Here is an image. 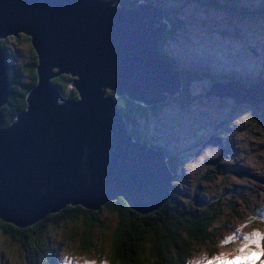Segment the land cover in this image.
<instances>
[{
	"label": "water",
	"instance_id": "obj_1",
	"mask_svg": "<svg viewBox=\"0 0 264 264\" xmlns=\"http://www.w3.org/2000/svg\"><path fill=\"white\" fill-rule=\"evenodd\" d=\"M163 19L161 6L145 1L126 7L111 0H0V37L29 34L39 57L28 107L0 127L3 218L26 225L66 202L98 207L119 195L145 212L167 199L175 172L165 153L129 134L106 93L151 104L181 91L179 70L162 55L169 27ZM61 72L74 76L78 99L49 82ZM9 93L0 46V104ZM257 95L238 91L233 98L260 108L264 94ZM224 150L212 133L196 154L216 163Z\"/></svg>",
	"mask_w": 264,
	"mask_h": 264
},
{
	"label": "rangeland",
	"instance_id": "obj_2",
	"mask_svg": "<svg viewBox=\"0 0 264 264\" xmlns=\"http://www.w3.org/2000/svg\"><path fill=\"white\" fill-rule=\"evenodd\" d=\"M146 2L161 6L169 17L163 19L169 27L179 20L173 35L163 43L164 58L176 69L185 64L202 71L188 83L193 97L184 104L166 97L158 114L141 122L138 135L150 142L154 139L166 151L179 155L183 165L172 181L187 197L199 195L198 206L221 199L220 212L211 223L217 248L212 243L207 244L209 250L199 246L188 264H264L260 245L264 231V125L249 118V103L233 98L236 90L252 97L264 94V84L251 89L244 83L264 77V0H215L216 5H206L203 0ZM159 24L156 21L154 26ZM13 50L10 53L17 62L20 51ZM227 73L232 77L228 82L223 77ZM212 133L221 136L230 148L226 157L222 156L220 173L202 182L206 168L196 152ZM233 169L251 174H236ZM103 219L88 247L81 244L80 223L56 232L52 239L59 246L53 250V260L57 264H118L109 255L111 233L118 219L106 211ZM21 257L14 251L8 260L0 258V264H27Z\"/></svg>",
	"mask_w": 264,
	"mask_h": 264
},
{
	"label": "trees",
	"instance_id": "obj_3",
	"mask_svg": "<svg viewBox=\"0 0 264 264\" xmlns=\"http://www.w3.org/2000/svg\"><path fill=\"white\" fill-rule=\"evenodd\" d=\"M111 1L115 5L126 7L134 6L139 2V0ZM203 1L206 5H216L215 0ZM164 15L165 19L169 18L167 13ZM178 21H172V26L163 31L160 40L162 49L163 43L179 26ZM0 46L5 54L10 90L8 96L0 104V127L3 128L16 118L21 110L28 107L29 91L37 85L39 78L37 69L39 57L32 44L31 36L24 32L1 36ZM11 49L20 51L17 62L11 56ZM178 70L181 75V91L167 97L184 104L193 97V95L190 97L191 93L187 89L190 79L201 74L202 71L194 70L185 64H181ZM205 76L210 77L208 74ZM223 77L226 80L232 78L228 73ZM73 79L74 76L69 72H61L52 76L49 82L58 87L63 96L78 99L80 95L72 83ZM210 79L212 81V78ZM228 81L230 80L226 82ZM261 81H264V77L250 78V80H244V83L245 86L253 88ZM106 93L113 95L115 106L123 115L129 134L140 143L163 151L168 167L176 174L183 165L179 155L166 151V147L156 144L154 139L150 142L145 137L138 136L141 122H148L155 117L162 109L164 101L145 104L126 94H117L113 89H107ZM249 118L253 121L260 120L264 125V102L260 104V108L250 107ZM223 143L227 145L226 142ZM229 148L226 146L224 155ZM224 157L216 163H207L202 158L206 168L202 173V182L214 179L220 173V165ZM233 172L251 174L250 171L242 169H233ZM168 191V198L160 206L145 212L135 209L125 196L119 195L106 200L98 207L84 206L79 202H66L59 209L48 211L26 225L17 224L0 215V258L5 257L6 259L11 252L17 251L20 257L23 255L24 259L21 258L27 264H57L51 257L53 250L59 246L52 239L56 238V232L67 228L70 224L75 226L80 223L78 224L81 228L80 241L82 246L88 247L93 243L95 227L103 225V214L106 211L115 214L118 219L111 233V253L109 255L113 262L118 264H188L193 251L200 248L199 246L204 245L209 250L210 246L207 244L212 243L217 248L216 231L211 227V223L220 212L221 199L209 200L198 206L200 196L187 197V193L184 194L181 186L173 181ZM66 234L67 229L64 236ZM260 245L264 256V231L260 235ZM17 247H20V250Z\"/></svg>",
	"mask_w": 264,
	"mask_h": 264
},
{
	"label": "bare ground",
	"instance_id": "obj_4",
	"mask_svg": "<svg viewBox=\"0 0 264 264\" xmlns=\"http://www.w3.org/2000/svg\"><path fill=\"white\" fill-rule=\"evenodd\" d=\"M235 92H236V93H238V90H236ZM214 148H215V147H214V146H212V147H211V151H213V150H214ZM211 151H210V152H211Z\"/></svg>",
	"mask_w": 264,
	"mask_h": 264
},
{
	"label": "clouds",
	"instance_id": "obj_5",
	"mask_svg": "<svg viewBox=\"0 0 264 264\" xmlns=\"http://www.w3.org/2000/svg\"><path fill=\"white\" fill-rule=\"evenodd\" d=\"M103 1H105V2H107L106 0H103ZM109 1V0H108ZM164 19H165V17H164ZM197 155V154H196ZM201 156V155H200ZM202 157V156H201Z\"/></svg>",
	"mask_w": 264,
	"mask_h": 264
},
{
	"label": "flooded vegetation",
	"instance_id": "obj_6",
	"mask_svg": "<svg viewBox=\"0 0 264 264\" xmlns=\"http://www.w3.org/2000/svg\"><path fill=\"white\" fill-rule=\"evenodd\" d=\"M224 148H226V146H225V145H224ZM224 153H225V150H224ZM224 153H223V155H224ZM223 155H222V156H223Z\"/></svg>",
	"mask_w": 264,
	"mask_h": 264
}]
</instances>
